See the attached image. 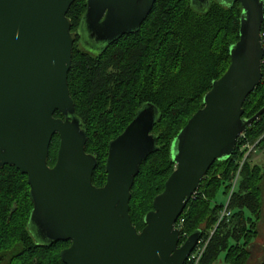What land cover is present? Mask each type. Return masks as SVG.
<instances>
[{"label":"water","instance_id":"water-1","mask_svg":"<svg viewBox=\"0 0 264 264\" xmlns=\"http://www.w3.org/2000/svg\"><path fill=\"white\" fill-rule=\"evenodd\" d=\"M76 0H0V169L27 175L33 209L29 229L39 244L71 241L65 264H185L200 231L183 244L176 223L211 166L234 152L240 136L264 114L243 118L244 104L262 83L264 0L239 1V40L227 71L173 142L176 168L157 195L141 231L130 215L135 178L157 149L152 133L159 109L144 104L109 144L107 181L93 184L96 156L76 116L68 74L77 37L97 52L137 32L157 0H87L77 31L68 12ZM205 10L210 0H191ZM89 46V47H88ZM87 51V50H86ZM59 112L63 117H57ZM55 134L60 146L49 165Z\"/></svg>","mask_w":264,"mask_h":264},{"label":"trees","instance_id":"trees-1","mask_svg":"<svg viewBox=\"0 0 264 264\" xmlns=\"http://www.w3.org/2000/svg\"><path fill=\"white\" fill-rule=\"evenodd\" d=\"M86 8L87 0H76L71 6L68 17L73 31ZM241 14L239 1L210 0L207 9L198 10L191 0H157L137 32L122 36L103 51L90 53L81 47L79 38L75 42L68 82L76 116L88 136L86 150L98 161L94 185L106 183L109 144L137 111L146 103L160 111L152 131L158 149L142 163L132 188L130 215L138 231L176 168L174 140L204 107L205 95L231 63L230 49L239 40ZM261 32L264 45V21ZM262 71V83L247 98L243 118H251L264 107V58ZM56 116L63 117L59 112ZM243 134L232 155L211 166L179 217L184 220L183 234L200 231L201 237H207L225 205L219 196H229L239 173L229 203L232 215L215 230L200 264H247L250 246L259 236L261 166L252 162V153L245 159V146L256 144V149H264V114ZM59 146L60 137L55 134L51 167ZM33 206L27 175L8 165L0 169V264H65L61 252L71 241L36 242L29 229ZM184 240L181 237L180 243Z\"/></svg>","mask_w":264,"mask_h":264},{"label":"rangeland","instance_id":"rangeland-1","mask_svg":"<svg viewBox=\"0 0 264 264\" xmlns=\"http://www.w3.org/2000/svg\"><path fill=\"white\" fill-rule=\"evenodd\" d=\"M81 47L90 53L97 52L96 50L92 49V47H89V46H88L89 48H87L85 45H81ZM251 159L253 163L259 164L261 166L262 179L259 185L261 188L262 205H261V213H260L259 222H258L259 223V236L258 238L254 240L253 244L250 246L251 256L247 264H264V149L259 148L253 151ZM228 197L220 194L219 201L225 203ZM33 237L35 241H37L34 235Z\"/></svg>","mask_w":264,"mask_h":264},{"label":"built area","instance_id":"built-area-1","mask_svg":"<svg viewBox=\"0 0 264 264\" xmlns=\"http://www.w3.org/2000/svg\"><path fill=\"white\" fill-rule=\"evenodd\" d=\"M262 44H263V38H262ZM262 64H263V60H262ZM242 135H244V134H242ZM245 148L248 149V151H247V153L245 155V159H246V157L249 154H251L253 151L256 150V144L247 145V146H245ZM243 162L241 163V166H242ZM238 181H239V173L237 174V176H236V178H235V180L233 182L232 190H231V192L229 194V197H228L227 201L225 202V205H224L223 209L219 213L218 220H217V223H216V226H215L214 230L210 231V233L208 234L207 237H201V236L199 237V239L197 241V245H196L195 249L192 251V253L190 254V256H189L187 261H190L193 264H200V261L202 260L204 254H205V252L207 250V247L209 246V243H210V241L212 239V236L215 233V230L217 229V227L221 223H223L225 220H229V218L231 217L232 211L229 209V203H230L231 195L234 192V189H235ZM195 193L192 195L191 198L194 197ZM183 224H184V220L183 219H181V220L178 219V221L176 223V227L180 228L182 230ZM181 237H185V240L182 243H180V244H183L189 236L187 234H183V232H181Z\"/></svg>","mask_w":264,"mask_h":264},{"label":"flooded vegetation","instance_id":"flooded-vegetation-1","mask_svg":"<svg viewBox=\"0 0 264 264\" xmlns=\"http://www.w3.org/2000/svg\"><path fill=\"white\" fill-rule=\"evenodd\" d=\"M77 38H79V39H80V37H77Z\"/></svg>","mask_w":264,"mask_h":264}]
</instances>
